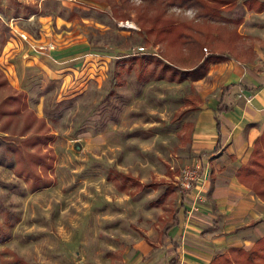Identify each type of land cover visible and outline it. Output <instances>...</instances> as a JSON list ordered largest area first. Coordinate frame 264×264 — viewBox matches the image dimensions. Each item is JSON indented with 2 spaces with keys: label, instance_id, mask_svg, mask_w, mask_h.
<instances>
[{
  "label": "rangeland",
  "instance_id": "1",
  "mask_svg": "<svg viewBox=\"0 0 264 264\" xmlns=\"http://www.w3.org/2000/svg\"><path fill=\"white\" fill-rule=\"evenodd\" d=\"M236 6L222 13L236 16ZM33 10L35 15L26 18ZM192 12L191 8L168 9L176 19L191 17ZM9 24L30 35L34 43L50 38L60 48L83 40L85 47L78 56L72 53L57 63L50 52L32 48ZM128 27L136 28L130 20L114 23L106 3L98 0H0V70L9 85L24 93L28 106L43 116L53 134L39 150L47 167L41 162L32 164L33 171L50 183L32 188L28 177L16 173L12 155L5 149L6 138H18L24 116H0V127L5 123L6 130L0 128V264H17L13 253L31 264H109L105 253L110 250L120 252L111 264H166L170 245L165 237L156 236L166 211L162 205L149 203L164 183L155 189L121 191L107 177L115 171L135 175L142 182L169 181L174 191L166 205L182 207L193 196L180 203L179 171L197 164L198 178L189 181L188 192H194L200 172L205 173V184L195 201L214 203L211 211L216 225L199 232L213 236L212 251L231 244L249 245L255 238L253 233L246 234L247 228L214 229H221L225 222L216 209L213 191L232 173L223 167L235 163L204 155L211 152L202 149L210 142L197 140L191 126H182L185 120L193 121L194 108L202 103L196 92L205 89V83L167 79L166 72L159 75L157 67L149 72V60L143 62L145 78H138L133 70L124 71L121 54L142 45L139 35H128ZM250 36L257 40V35ZM145 48L154 55L160 47ZM118 69L122 71L117 73ZM9 92L10 86H0V100ZM174 112L180 114L172 119ZM202 158L207 162L204 172ZM244 197L250 196L239 192V199ZM253 197L251 207L264 219V200ZM184 209L188 216L202 213L200 208ZM247 212L240 210L239 221L255 215Z\"/></svg>",
  "mask_w": 264,
  "mask_h": 264
},
{
  "label": "trees",
  "instance_id": "2",
  "mask_svg": "<svg viewBox=\"0 0 264 264\" xmlns=\"http://www.w3.org/2000/svg\"><path fill=\"white\" fill-rule=\"evenodd\" d=\"M105 2L108 15L114 23L117 21L130 20L136 28L128 27V35L136 33L139 35L142 45L147 48L160 47L158 54L152 55L149 52H127L122 56L125 65H120L126 72H136L138 78H143L146 69L144 61L149 60V72L157 67L158 74L166 72L167 79L190 81L201 78L211 62L221 61L232 57L239 61H246L253 56L252 48L243 46L244 35L237 30L240 18L233 19L221 13L223 10L232 8L237 0H98ZM247 9L256 11L264 10V2L259 0H244ZM170 7L191 8L192 16L176 19L168 13ZM36 10L31 11V13ZM28 16L25 15V17ZM227 22L232 23L230 26ZM264 45V39L260 41ZM203 46L205 50H203ZM146 49V48H145ZM157 55V56H155ZM190 62V63H189ZM264 68V62H263ZM118 69L117 73L122 71ZM145 78V77H144ZM7 84L10 92L0 100V116L6 115L9 118L23 115L24 119L17 131V139H7L5 149L11 153L15 171L17 174L28 177L32 188L49 185V179L41 177L32 169L33 163H45L44 153L40 148L52 137L48 132L43 116H37L25 100V95L8 84L6 77L0 70V86ZM235 83L221 85V91L228 87L235 86ZM242 88V84L237 83ZM191 100V99H189ZM192 101V100H191ZM230 105L220 97L215 105V140L212 149L217 150L224 141L222 131L223 124L218 114L229 109ZM196 108V107H195ZM189 109V106L182 110ZM193 109V107H190ZM180 113H173L172 119L178 118ZM183 127L192 126L191 121L185 120ZM1 130L6 132L5 123ZM31 130V131H30ZM27 132H30L27 134ZM183 134V133H182ZM165 172L172 176V171L166 168ZM237 180L248 188L256 197L264 200V123L252 141L251 148L244 162L240 163L234 171ZM108 178L114 181L115 186L121 191H134L144 187L155 189L159 184L164 183L163 190L149 203L153 206L162 205L165 208V215L160 217V229L158 237L167 236L166 232L177 224V212L179 207H167L168 197L174 191V185L163 178L157 180L149 179L140 181L135 175L127 172H109ZM132 186V189L129 187ZM187 190L179 191L180 203L185 198ZM182 206V205H181ZM184 213V212H183ZM258 218L249 221L253 225ZM168 242L173 250L178 243L168 237ZM109 264L120 256L117 250L107 251ZM17 264H31L25 261L16 253L12 254ZM177 255L173 253L167 260V264H176ZM206 264H264V232L254 238L248 247L242 245H229L224 250L214 253Z\"/></svg>",
  "mask_w": 264,
  "mask_h": 264
},
{
  "label": "crops",
  "instance_id": "3",
  "mask_svg": "<svg viewBox=\"0 0 264 264\" xmlns=\"http://www.w3.org/2000/svg\"><path fill=\"white\" fill-rule=\"evenodd\" d=\"M243 1L244 0H240L237 6L236 4L234 5L236 9L239 8V14L232 16V18H240L237 24V30L244 35L243 46L246 47L249 45L252 48L253 56L246 61H239L232 57H228L221 61L211 62L208 64L206 72L201 78L192 80V83H205V89H197V98H201L202 103L197 108H194L195 113L193 121L191 122V128L192 134L197 140H207L210 142L208 147L202 149H209L211 152L204 153V155L211 157L215 156V159L223 158L224 161H227L229 164L235 163L234 167H227V165L223 167V171L229 174V170L231 169L232 173L225 178V184L215 186L213 191V201L215 202L216 209L221 212L222 221L225 222L221 229L219 226L214 229L228 232L237 228H239V231L242 228H247L246 234L250 235L253 233L256 238L264 232V219H262L258 213H255L257 211L255 210L256 208L254 209V206L251 207L252 202L255 204L253 194L237 180L234 171L235 168L247 158L252 141L256 135H258L264 123V45L260 42L264 39V10L256 11L252 8L247 9ZM259 1L264 2V0ZM62 2L67 3V0H62ZM239 5L241 7H239ZM222 14L225 15L224 13ZM34 15L35 14L32 13L27 17L32 18ZM48 23L52 24V21ZM227 24L230 26L232 23L227 22ZM15 28L18 29L17 27ZM45 31L47 32L44 33H49L48 30ZM39 33L43 35V32L39 31ZM250 35H257V40ZM27 37L28 40H30V35H27ZM40 38L43 39V37ZM40 38L36 39L38 40ZM47 38L49 37L47 36ZM83 42L82 40L60 48L56 46L48 52H50L55 62L60 63L61 61L68 60V57H70L72 53H75L74 56H78L77 54L85 47ZM229 83H235L236 85L221 91L220 86ZM237 83L242 84L244 87L242 88L240 85H237ZM220 97L225 103L229 104L230 107L218 114L223 124L222 131L224 133V141L219 149L213 150L212 144L216 135L214 110ZM211 157H207L206 160H210ZM201 160L204 161V158ZM201 164L202 169H206L207 162L204 161L201 162ZM200 174L202 176L199 177V184L197 183L195 188L192 187L194 191L202 190L205 184V173L202 174V172H200ZM239 192L248 194L252 199L250 197L239 199ZM185 197L188 196L185 195ZM256 199L260 200L258 197H256ZM196 203L197 209L200 208L199 210H201L202 213L195 214L194 212L191 216H188L185 214L184 208L190 206L191 200L183 202V206L180 207L177 212V224L171 226L167 230V236H163L170 245V250L165 254L166 264L168 258L173 253L177 255L176 264H206L210 257L218 252L212 251L213 249L210 246V243L213 241V236H209L208 232L199 234L200 230L206 227L213 228V226L216 225L215 221L217 219L211 211V206L214 203ZM240 210H248L249 212H247V214L255 215L249 217L247 221H239ZM255 218H258V221L252 226H248L247 224H249V221ZM226 221H233V223H226ZM156 236L160 239L163 238L158 237L157 232ZM225 236V234H219L221 238ZM168 237L178 243L175 250L172 249L171 244L168 242ZM218 239L220 240V238ZM253 239L250 240L249 245ZM249 245H244V247H248ZM226 247L219 251L224 250Z\"/></svg>",
  "mask_w": 264,
  "mask_h": 264
},
{
  "label": "built area",
  "instance_id": "4",
  "mask_svg": "<svg viewBox=\"0 0 264 264\" xmlns=\"http://www.w3.org/2000/svg\"><path fill=\"white\" fill-rule=\"evenodd\" d=\"M10 28L16 32L24 41H26L27 43H29V45L32 47V48H35L37 49L39 52H48L50 49H52L55 44H54V41L52 39H46V40H41L40 42L38 43H34V42H31L30 40H28V37H27V34L22 31V30H19V29H16L15 27H13L11 24H9ZM203 50H205V47L203 46ZM136 51L138 52H146L145 48L142 46V45H137L136 46ZM134 52V51H132ZM198 170V165L195 164L194 166H191V167H182L179 171V177H180V184H181V189H185L187 190L185 195L189 196L190 198L192 197L193 200H191V204L189 207V209H197V201H195V198L199 196V192L200 191H194V192H188V190H190L191 186H192V183L189 182L191 179L195 178L197 179L198 177H196V172ZM191 209V210H192ZM190 211V210H189ZM187 211V213L189 212ZM117 264H122L121 262H118Z\"/></svg>",
  "mask_w": 264,
  "mask_h": 264
}]
</instances>
